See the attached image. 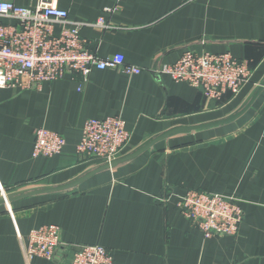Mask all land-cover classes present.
Returning <instances> with one entry per match:
<instances>
[{"label":"crops","instance_id":"obj_1","mask_svg":"<svg viewBox=\"0 0 264 264\" xmlns=\"http://www.w3.org/2000/svg\"><path fill=\"white\" fill-rule=\"evenodd\" d=\"M54 1L78 22L103 17L110 28L84 25L81 36L99 58L121 53L142 71L94 68L80 90L79 75L33 89L0 88V186L16 192L78 180L16 200L11 212L0 204V264H67L70 251L87 244L109 249L116 264H264V89L236 120L176 132L115 168L87 176L96 165L75 152L88 118L120 115L131 133L128 154L174 126L242 108L264 78V0ZM185 48L246 59L252 79L239 94L214 100L152 71ZM39 127L65 138L60 154L32 156ZM191 189L238 199L243 220L235 236L205 238L190 225L176 202ZM47 224L59 227L55 258L25 262L21 238Z\"/></svg>","mask_w":264,"mask_h":264},{"label":"built area","instance_id":"obj_2","mask_svg":"<svg viewBox=\"0 0 264 264\" xmlns=\"http://www.w3.org/2000/svg\"><path fill=\"white\" fill-rule=\"evenodd\" d=\"M0 17L7 20L0 23V88L33 89L45 82L79 75L80 90L94 68L120 69L127 75L142 71L126 63L121 53L99 58L81 36L84 25L110 28L112 25L103 17L91 24L72 20L54 0H36L31 7L0 1ZM152 71L167 74L175 82H185L214 100L224 94H239L253 76L247 60L235 58L228 51L197 53L188 48L173 63L157 64ZM130 140L131 133L120 115L88 118L75 152L97 165L123 155ZM65 145L61 134L39 127L34 130L32 156L51 157L60 154ZM0 189L1 194L5 193L1 186ZM176 206L205 238L235 236L243 220L238 199L225 194L191 189L178 196ZM21 244L27 263L34 257L54 259L62 245L59 227L47 224L33 228L21 238ZM70 252L67 264H116L111 251L99 244L82 245Z\"/></svg>","mask_w":264,"mask_h":264},{"label":"water","instance_id":"obj_3","mask_svg":"<svg viewBox=\"0 0 264 264\" xmlns=\"http://www.w3.org/2000/svg\"><path fill=\"white\" fill-rule=\"evenodd\" d=\"M263 89H264V78L260 81L257 88L255 90H253L248 101L242 106V108H240L239 110H237L233 114H231L227 117H224L222 119L211 121V122H206V123H201V124H196V125L174 126L170 129L162 132L161 134H158V135L154 136L153 138L149 139L147 142H145L140 147L136 148L134 151H132L128 154H123V155H121V156H119V157H117V158H115L109 162H103V163L97 164L92 170H90L87 173V176H89V175H91L97 171L109 170V169L115 168L119 164L124 163L125 161L133 158L134 156L138 155L139 153H141L144 150L153 146L155 143L163 140L167 136L172 135L176 132L191 131V130H196V131L204 130L207 128H211V127H215L218 125H222L225 123L232 122V121L236 120L237 118H239L252 105V103L254 102L256 97L260 94V92ZM77 181L78 180H74L73 182H71L69 184H65V185L58 186V187L34 188V189L26 190V191H16V192H9V193L5 192L2 194L0 193V204L5 205V206H10L14 201L25 198V197L33 196L36 194H42V193H46V192L61 191V190H64V189L71 187Z\"/></svg>","mask_w":264,"mask_h":264},{"label":"rangeland","instance_id":"obj_4","mask_svg":"<svg viewBox=\"0 0 264 264\" xmlns=\"http://www.w3.org/2000/svg\"><path fill=\"white\" fill-rule=\"evenodd\" d=\"M4 189H6V188H3V190H4ZM0 191H1V189H0ZM11 191H12V190H9V189H6V190H5V192H7V193H9V192H11ZM229 196H231V195H229ZM233 197H234V196H233ZM235 198H236V197H235Z\"/></svg>","mask_w":264,"mask_h":264}]
</instances>
